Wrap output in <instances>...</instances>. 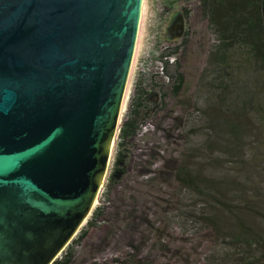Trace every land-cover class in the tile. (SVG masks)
Instances as JSON below:
<instances>
[{"label":"water","instance_id":"obj_1","mask_svg":"<svg viewBox=\"0 0 264 264\" xmlns=\"http://www.w3.org/2000/svg\"><path fill=\"white\" fill-rule=\"evenodd\" d=\"M141 4L0 0V264H51L90 214Z\"/></svg>","mask_w":264,"mask_h":264},{"label":"trees","instance_id":"obj_2","mask_svg":"<svg viewBox=\"0 0 264 264\" xmlns=\"http://www.w3.org/2000/svg\"><path fill=\"white\" fill-rule=\"evenodd\" d=\"M193 6L205 21L212 41L198 77L196 91L199 99L193 107L202 122L188 112L182 138L189 140L198 129L205 130L203 147L207 150L185 146L179 151V158L169 157L155 168L149 182L159 180L163 173L171 171L178 184V192H175L178 197L172 199L174 206L169 209L167 226L174 232V223L178 224L180 220L179 228L187 226L182 232L190 233L195 239L194 243L185 241L186 244L178 246L172 264H264V193L253 191L252 186L258 182L255 183V178L251 180L249 173H242L241 178L240 167L233 169L231 166L237 158L241 162L243 152L247 150H260L259 157L264 156V23L261 0H195ZM188 13L187 10L184 12L186 16ZM179 48L180 45L164 47L160 53L161 67L169 82L154 83L160 93L153 109L147 105L148 93L141 79L137 83L135 95L120 121L116 142L119 150H116L105 183L107 198L128 173L129 161L125 165L126 150L123 149L132 145L151 111V117L157 115L167 106L166 98L176 96L182 88L184 76L179 57L168 61V57ZM253 126L258 129L257 140L251 136L250 127L253 129ZM213 151L218 154L212 156ZM196 158L201 161H196ZM221 162L224 163L222 167ZM137 195L130 194L118 205H110L111 202L107 203L109 200L96 205L51 264H69L73 247L90 230L98 229L106 219L113 225L108 215L111 207L114 215L125 221L123 228L129 227L138 218ZM192 225L197 227L194 229ZM199 238L201 244L197 242ZM165 242L164 238H159L152 244V249L164 248ZM194 244L201 248L197 251ZM133 249L137 251L134 246ZM151 262L150 255L129 253L122 258L114 257L112 264Z\"/></svg>","mask_w":264,"mask_h":264},{"label":"rangeland","instance_id":"obj_3","mask_svg":"<svg viewBox=\"0 0 264 264\" xmlns=\"http://www.w3.org/2000/svg\"><path fill=\"white\" fill-rule=\"evenodd\" d=\"M194 2L195 0H142L136 40L114 129V139L102 181L92 205L93 209L106 200H109L107 203L111 202L112 206L118 205L130 194H138L135 204L138 218L124 229L125 221L120 216H115L111 207L108 215L114 224L111 225L110 220L106 219L98 229L90 230L87 236L73 247L74 253L69 264L93 262L112 264L114 257L122 258L129 253H134L136 256L150 255L152 264H172L175 261L178 246L186 244L185 241L187 244L194 243V236L182 232L185 228L187 229V226L183 229L179 228L180 220L178 224L174 223V232L167 226L166 218L169 216V209L174 206L172 199L178 197V193H175L178 184L174 181L171 171L163 173L159 180L149 182L152 171L169 157L179 158V151L185 146L194 150H207L203 147L205 130L198 129L189 140L182 138V134L185 135L188 112H191L197 121L200 119L198 113L193 111V107L195 101L199 99L196 91L198 77L205 64L208 45L212 41V35L205 21L198 16L193 6ZM186 10L189 11L187 16L184 14ZM177 19H180L184 29L179 37L173 30ZM176 45H180V48L174 55L168 57V61L171 62L179 57L180 70L184 76L182 88L176 96L170 95L166 98L167 106L158 111L157 115L151 117V111L142 130L132 140V145L123 149L126 150L125 165L129 161L128 173L107 198L105 183L112 168L116 150H119L116 142L120 121L135 95L137 83L141 79L142 86L148 93L147 105L153 109L159 101L160 93L159 87H155L154 83L168 84L169 82L161 67L160 53L164 47L173 48ZM250 130L251 136L254 135L257 140L259 138L256 132L257 127L253 126V129L250 127ZM250 140L254 141L252 138ZM259 153L260 150L253 149L244 151L242 156L244 160L241 159L242 161L239 162L237 158L231 166L233 169L240 167L241 178L242 173H249L251 180L255 178V183L258 182L252 186L253 191L264 193V156L260 158ZM217 154V151L212 152V156ZM195 160L201 161L200 158ZM220 165L222 167L224 163L221 162ZM243 167L249 172L243 171ZM192 227L195 229L197 225ZM159 238L166 240L165 247L152 249V244ZM200 239L197 242H200ZM131 245L137 248V251ZM194 248L198 251L201 247L194 244Z\"/></svg>","mask_w":264,"mask_h":264},{"label":"flooded vegetation","instance_id":"obj_4","mask_svg":"<svg viewBox=\"0 0 264 264\" xmlns=\"http://www.w3.org/2000/svg\"><path fill=\"white\" fill-rule=\"evenodd\" d=\"M180 19H177L174 23H175V25H174V27H173V30L175 29V26L177 25V26H180L181 25V23H180V21H179ZM179 21V22H178ZM183 28H182V31L180 32V36L183 34ZM175 31H178V27H177V29L175 30ZM81 227V226H80ZM79 227V228H80ZM79 230V229H78ZM77 230V231H78ZM77 233V232H76Z\"/></svg>","mask_w":264,"mask_h":264}]
</instances>
